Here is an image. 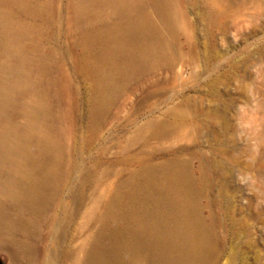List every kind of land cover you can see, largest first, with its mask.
Here are the masks:
<instances>
[{"label": "rangeland", "instance_id": "1", "mask_svg": "<svg viewBox=\"0 0 264 264\" xmlns=\"http://www.w3.org/2000/svg\"><path fill=\"white\" fill-rule=\"evenodd\" d=\"M83 2L0 0V17L12 14L3 25L45 69L29 68L34 85L0 119L30 132L37 158L4 166L1 177L26 186L31 173L45 185L33 202L0 196L9 215L0 264H87L96 248L103 264H158L152 237L142 242L133 228L176 175V196L192 195L190 215L212 238L194 263L264 264V0H175V23L144 0L136 19L154 25L158 53L94 117L98 76L83 37L113 28L116 13L81 14ZM17 57L0 31V73ZM37 92L49 116H32Z\"/></svg>", "mask_w": 264, "mask_h": 264}, {"label": "bare ground", "instance_id": "2", "mask_svg": "<svg viewBox=\"0 0 264 264\" xmlns=\"http://www.w3.org/2000/svg\"><path fill=\"white\" fill-rule=\"evenodd\" d=\"M151 1L160 7L168 22L175 23L179 20L180 11L175 0ZM143 2L144 0H85L81 5V14L89 9L99 14L107 6L112 7L116 13L113 28L108 27L104 33L97 29L86 30L83 37L88 49L85 62L98 76L99 95L92 103L93 117L103 110L108 98L124 78L138 71L158 53V46L150 38L155 32L154 25L147 19H136ZM21 6L27 9L29 4L23 1ZM11 15L7 9L0 17L3 46L8 54L18 56L16 61H6L1 65L0 119L3 120H8L16 105L17 95L34 85L35 80L29 68H35L39 76L45 70L41 58L28 61L21 33L8 31V24L3 25L10 21ZM27 30L31 32L30 28ZM91 62H98L100 66L95 67ZM46 96L45 92H37L30 110L34 118L37 115H50L51 108ZM29 141L28 130H20L10 123L0 128V171L6 165L23 167L25 163L37 161L30 151ZM49 141L47 139V144H50ZM178 180L180 176L176 175L172 179V186H159V192L152 196L151 204L144 206V217L133 228L138 234V240L142 242L146 237H152L147 247L152 248L153 259L158 264H195V258L213 245L208 230L201 228L190 215L195 208L192 195L176 196L174 184ZM44 186V182L31 173L26 186L21 183L19 176L4 179L0 175V196L6 194L17 201L33 202L44 193ZM7 214L6 207L0 202V229L8 225ZM152 216L157 218L155 222L152 221L154 223L148 220ZM87 264H103L100 250L95 249Z\"/></svg>", "mask_w": 264, "mask_h": 264}]
</instances>
